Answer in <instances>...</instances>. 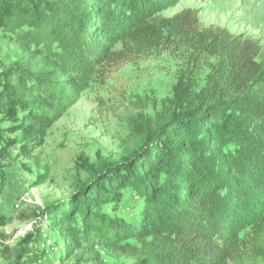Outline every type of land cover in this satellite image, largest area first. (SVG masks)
Segmentation results:
<instances>
[{"label": "trees", "instance_id": "1", "mask_svg": "<svg viewBox=\"0 0 264 264\" xmlns=\"http://www.w3.org/2000/svg\"><path fill=\"white\" fill-rule=\"evenodd\" d=\"M178 1L0 0V31L25 50L0 70V158L9 144L40 145L91 82L131 56L177 51L203 74L133 128L135 148L85 164L69 196L39 208L46 229L12 247L0 232L6 264L36 263L47 247L32 245L48 239L56 248L61 239L64 259L99 246L132 264H264V50L201 25L192 8L161 15Z\"/></svg>", "mask_w": 264, "mask_h": 264}, {"label": "rangeland", "instance_id": "2", "mask_svg": "<svg viewBox=\"0 0 264 264\" xmlns=\"http://www.w3.org/2000/svg\"><path fill=\"white\" fill-rule=\"evenodd\" d=\"M185 8L196 11L201 25L224 27L232 34L255 40L264 50V0H179L161 15L168 17ZM16 52L25 50L0 31V70L12 65ZM183 56L162 50L129 57L91 82L51 124L40 145L23 140L5 147V156L0 158L4 173L0 182L3 244L14 246L36 225L46 229L48 221L39 208L69 196L87 177L85 164L116 160L135 148L133 128L169 108L173 88L194 90L202 85V69L187 67ZM1 136L6 137L7 132L1 131L0 140ZM129 195L124 192L125 205L118 211L121 214L127 215L132 207ZM60 240L57 248L49 245L51 239L32 245L37 252L47 247L44 257L34 264H72L78 254L90 257L83 264L134 262L127 253L106 252L99 246L93 253L80 246L64 259ZM0 264L6 261L0 258Z\"/></svg>", "mask_w": 264, "mask_h": 264}]
</instances>
